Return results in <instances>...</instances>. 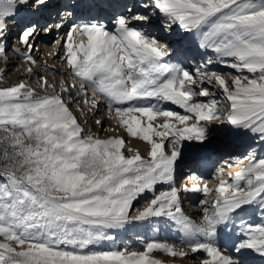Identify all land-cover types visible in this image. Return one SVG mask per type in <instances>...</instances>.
Here are the masks:
<instances>
[{"label": "snow or ice", "instance_id": "obj_1", "mask_svg": "<svg viewBox=\"0 0 264 264\" xmlns=\"http://www.w3.org/2000/svg\"><path fill=\"white\" fill-rule=\"evenodd\" d=\"M52 33L59 82L35 71H57L35 58ZM9 48L35 84L0 70V264H264V0H0V58ZM101 108L106 138L85 119ZM214 131L247 137V164L178 187ZM145 226L179 235L121 239Z\"/></svg>", "mask_w": 264, "mask_h": 264}, {"label": "bare ground", "instance_id": "obj_2", "mask_svg": "<svg viewBox=\"0 0 264 264\" xmlns=\"http://www.w3.org/2000/svg\"><path fill=\"white\" fill-rule=\"evenodd\" d=\"M26 13L21 12L20 15L23 16ZM11 24L15 25V21H10ZM16 32L17 29L15 26L11 28V31L9 33V44L11 41H13L14 46H19L16 43ZM62 35V33H61ZM56 38V33H52L50 36L43 37L40 40H38V46L40 48V52L35 54V58L39 63H43V61L47 60L49 66H54L56 68V72L53 73L51 71L45 70L43 68L36 69V75H45L50 80H55L56 82H59L61 79V76L65 73L66 67L63 65L58 59H53L48 56L49 53L55 52L57 46L54 45L51 41H53V38ZM50 45H54L52 48H50ZM7 55L9 56L8 64L9 69L7 67L3 66L1 64L0 58V70H3V82L10 83L13 81H16L18 79H26L29 83L35 84V77H28L21 67L23 65V61L20 60L17 55L11 50V48L8 49ZM7 63V62H6ZM6 64V66L8 65ZM67 79V77H65ZM91 91V90H89ZM87 120V126L92 129L93 132L99 134L102 138H106L108 136L114 135V133L110 131H104L103 129H109L112 127H115V121L109 119L106 115V109L101 108V110L96 114L95 117H86ZM95 119H101L103 122V129L101 126L95 124ZM117 135H122L125 139L126 146L131 148L133 151L139 150L142 154L146 153L149 150V145L147 142L140 140L136 137H131L129 134H127L124 131H120L118 133H115ZM225 140L223 133L219 131H214L212 133V136L210 138V142L203 148L196 149L195 151H189V159L188 161H191V159L195 158L197 160V163L195 166H193L191 163L185 164V167H182L178 170L176 180L180 179V183L177 182V186L179 187L180 184L185 182V177L190 174L192 171H197L199 175H201L204 179H207L209 182V187H214L217 183V181L213 178V173L216 168L218 167H225L226 172H232L235 173L236 171L240 170L242 167H244L247 164V161L242 159V156L246 154L247 151L251 150L248 149V144L250 143V140L247 137L240 138V139H234L229 138L226 141L231 142L232 144L223 146L221 148L213 147L212 141L214 140ZM212 142V143H211ZM136 144H143L145 145V148H140L134 146ZM139 145V146H140ZM127 154V153H125ZM219 155V156H215ZM222 155H227L226 157H241L240 160L231 161L230 164H228V168L226 166H215L214 162L216 158L221 157ZM216 158H215V157ZM187 161V162H188ZM181 172H185L184 175L180 176L179 174ZM166 186H163V188H159L158 190H164ZM215 195V193H213ZM202 198V196L200 197ZM197 195L188 193L183 194L182 197V207L184 211L193 216V218H196V216L199 213V209L197 207ZM143 203H141L137 207H141ZM259 222L257 218L253 217V222L256 223ZM160 227V226H157ZM162 228V226H161ZM162 233V232H161ZM156 235L159 236V239L166 238L169 241H174L178 237V233L170 232L166 228L163 229V234L160 235L159 232H156ZM162 236L164 238H162ZM138 249V247L133 248V250ZM156 258L160 259L163 264H192V261L189 259H181V258H172L166 254L163 253H156Z\"/></svg>", "mask_w": 264, "mask_h": 264}, {"label": "rangeland", "instance_id": "obj_3", "mask_svg": "<svg viewBox=\"0 0 264 264\" xmlns=\"http://www.w3.org/2000/svg\"><path fill=\"white\" fill-rule=\"evenodd\" d=\"M10 45H13V41L10 42ZM54 45H50L51 46L50 48H52ZM7 58H9L8 55H6V58H2L1 59V64L3 66L7 67V69H9V64H8V61H7L9 59H7ZM6 64H8V65L6 66ZM223 141L225 143H227L226 140H217V139L214 140V141H212L213 143L212 142L211 143H212L213 147H219V146H223L225 144ZM139 145L135 143L134 146L140 147V148H145L146 147L145 145L143 146V144H141L140 146ZM188 159H189V156L186 158V162L188 161ZM220 159H221V157L219 159H216V162L214 163V166H219V163L218 162H219ZM182 167H185V165H182ZM184 173L185 172H181L179 175L182 176V175H184ZM0 182H4V178L3 177H0ZM177 182L180 183V179H178ZM161 188H163V187H161ZM141 203H143V200H140L138 203H136L135 206L137 207ZM256 223H258V222L256 221ZM163 229H164L163 226H162V228H161V226L159 227V231L158 232L160 233V235L163 234ZM137 234L143 235V236H146V237L159 238V236L156 235V232H153L152 231V226H145V227H142V228H139V229H132V230H130L128 233L123 234L122 237H121V239L127 240L129 243H131L133 245V248L139 247L138 244H137V242H136V240H135V237H136ZM162 238H164V237L162 236ZM164 239H166V238H164Z\"/></svg>", "mask_w": 264, "mask_h": 264}]
</instances>
